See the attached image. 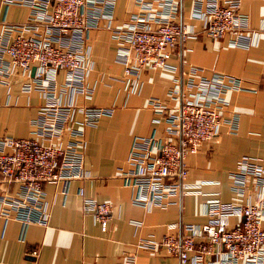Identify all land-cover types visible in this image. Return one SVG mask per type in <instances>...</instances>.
<instances>
[{
    "label": "built area",
    "instance_id": "1",
    "mask_svg": "<svg viewBox=\"0 0 264 264\" xmlns=\"http://www.w3.org/2000/svg\"><path fill=\"white\" fill-rule=\"evenodd\" d=\"M116 1L1 0L5 11L10 5H22L28 15L22 22H11L5 14L0 18V75L6 78L20 68L29 78L22 89H36L44 98L31 135L0 133V180L9 185L0 191L4 219L18 220L23 226L47 225L49 202L43 184L59 182L65 195L73 179L89 176L84 167V129L113 112L112 106L76 102L77 96L87 99L93 93L86 80L91 69L89 30L104 21L111 31L118 43L116 59L123 65L121 81L129 91L140 88L138 73L144 65L169 66L177 42L191 32L177 21L178 0H137V10L113 27ZM239 6L240 0H193L192 11L208 37L229 34V45L248 48L257 43L258 34L248 27ZM3 54L8 55L7 61ZM59 70L64 73L62 82L56 79ZM245 89L238 76L190 65L183 86L167 90L176 105L151 97V121L163 125L162 134L157 135L156 128L149 134H134L125 165L117 169L122 184L131 191V203L166 208L179 204L184 194L196 193L199 185L184 181L185 156L217 134L222 124L229 132L237 131L239 115L225 93ZM228 176L231 190L240 197L238 203L211 195L203 202L205 222H172L167 227H178L177 233L141 237L136 245L151 251L163 247L178 264H264V165L257 157L242 154ZM77 193L82 211L104 226L112 213L111 203L87 195L82 186ZM232 216L238 220L229 225ZM30 253L35 256L38 249ZM134 260L133 253H125L117 264Z\"/></svg>",
    "mask_w": 264,
    "mask_h": 264
},
{
    "label": "crops",
    "instance_id": "2",
    "mask_svg": "<svg viewBox=\"0 0 264 264\" xmlns=\"http://www.w3.org/2000/svg\"><path fill=\"white\" fill-rule=\"evenodd\" d=\"M136 1H116L113 27L137 10ZM192 3L193 0H178L177 21L191 31L189 36L177 42L167 61L169 66L144 65L140 69V88L135 91L126 89L121 81L123 65L115 56L118 43L104 21L98 28L89 30L86 44L91 69L86 80L93 86V93L87 99L77 96L76 102L113 107L111 115L101 116L95 126L84 129V167L89 176L73 179L65 195L61 183L43 184L49 202L47 225L23 226L18 220L0 216V264H117L123 262L125 253L135 255L134 262L126 264H178L165 248L151 251L138 247L137 241L141 237L157 239L165 232L177 233L178 227H167L172 222H205L203 202L211 195L222 201H240L231 190L229 171L235 168L242 154L257 157L264 165V0H240L239 10L247 16L248 27L258 34L257 43L248 48L229 45V34L213 39L202 33V21L193 15ZM3 14L11 22H22L28 9L10 5L5 11L0 0V18ZM2 59L7 61L8 55L3 54ZM190 65L242 78L248 89L225 93L230 107L238 112V129L232 133L222 124L217 134L203 140L196 151L185 156L184 181L199 185L196 193L184 194L179 204L166 208L135 205L117 169L125 165L134 134H149L153 128L157 135L162 134L163 125L151 121L149 99L157 97L170 107L176 105L167 90L177 84L183 86L184 72ZM63 74L62 70L58 71V82L63 81ZM28 79L20 68L13 69L6 78L0 75L2 134L31 135L33 119L44 98L36 89H22ZM79 186L98 201L111 203L112 213L104 226L82 211ZM8 188L0 180V191ZM237 220L230 217L229 225ZM32 248L38 249L37 255L30 253Z\"/></svg>",
    "mask_w": 264,
    "mask_h": 264
},
{
    "label": "water",
    "instance_id": "3",
    "mask_svg": "<svg viewBox=\"0 0 264 264\" xmlns=\"http://www.w3.org/2000/svg\"><path fill=\"white\" fill-rule=\"evenodd\" d=\"M33 70V69H32Z\"/></svg>",
    "mask_w": 264,
    "mask_h": 264
}]
</instances>
